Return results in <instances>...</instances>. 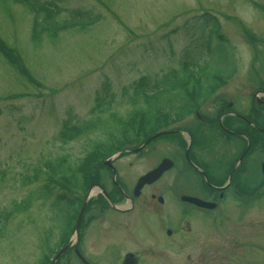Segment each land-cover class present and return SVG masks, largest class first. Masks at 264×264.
I'll return each instance as SVG.
<instances>
[{
	"label": "rangeland",
	"instance_id": "374dc122",
	"mask_svg": "<svg viewBox=\"0 0 264 264\" xmlns=\"http://www.w3.org/2000/svg\"><path fill=\"white\" fill-rule=\"evenodd\" d=\"M25 2L29 5L0 0V42L12 57L9 61L0 53V212L40 185L19 186L20 175L31 173L30 165L61 155L72 165L101 146L117 126L116 112L127 117L132 85L140 79L145 80L148 94H156L155 102L171 105L178 93L165 88V75L171 68L195 70L201 77L233 73L217 98L230 102L240 116L248 111L251 92L259 87L264 91V83L259 84L261 79L264 82V0H39L40 7L32 0ZM44 3L50 19L41 9ZM81 10L97 21L85 30L80 26L60 32L54 29V35L46 30L69 21L79 24L84 20L77 15ZM203 15L217 20L218 34L225 41L209 36V27L199 19ZM26 76H33L38 86L27 83ZM107 85L111 99L102 98ZM96 93L102 98V108L95 107ZM216 107L209 99L200 115L209 116ZM64 121L80 124L86 133L61 143L57 133ZM183 122L194 133L198 150L203 154L208 150L213 156L216 149L221 154L222 145L207 146L213 133L195 117L188 116ZM174 134L158 135L142 146L131 143L123 148L129 151L120 149L110 161L116 178L129 183L163 158L172 160L173 167L161 184L175 177L176 163L183 158L181 136ZM256 155L253 149L246 159L253 171L242 179V191L250 192L246 196L253 194L256 185H260L258 191L261 188V182L252 188L250 180L257 174L258 180L262 177ZM259 160L264 162V157ZM94 170V180L108 178L105 168ZM56 195L53 190L52 196ZM261 195L245 205L242 202V207L230 197L224 207L229 213L213 217L212 227L197 234L196 245L203 248L200 253L211 248L213 257L219 259L211 264H264ZM51 200L33 199L28 209L0 225V264H35L43 248L36 231L60 224L63 210L71 213L65 206L55 215ZM234 203L241 208H234ZM51 231L56 232L55 228Z\"/></svg>",
	"mask_w": 264,
	"mask_h": 264
},
{
	"label": "flooded vegetation",
	"instance_id": "af4514ba",
	"mask_svg": "<svg viewBox=\"0 0 264 264\" xmlns=\"http://www.w3.org/2000/svg\"><path fill=\"white\" fill-rule=\"evenodd\" d=\"M218 91L203 99L200 105L201 109L211 99L213 104H218L214 112L209 116H194L202 127L213 133L207 146L213 149L216 143L222 145L220 155L216 149L215 157L208 150V154H203L191 138L189 146L185 140L183 160L176 163L177 175L167 183L161 184L163 175L170 169L136 190L140 176L129 183L120 177L114 181L112 178L100 182L91 180L87 192L97 186L104 194L96 192L88 197L77 238L63 236L62 222L56 225L55 233L46 229L39 237L43 248L35 264H211L213 259L219 260L213 257L211 248L205 249L208 253H200L203 248H198L195 240L198 233L212 227L213 217L229 213L224 212V207L230 197L242 207V179L248 165L246 161L242 164L246 154L242 158L240 142L246 144L245 135L252 134L248 127L264 134V129L253 124L254 120L264 119V112L251 106L246 121L235 116L227 121L231 103L218 99ZM216 117L215 126L205 122H212ZM220 117L222 125L218 122ZM183 124L175 125L181 137L185 131L194 137L191 128ZM257 149L256 161L260 166L263 161L259 159L264 157V152ZM84 200L82 192L80 207ZM237 203L234 208L239 207ZM68 245L54 262L55 255Z\"/></svg>",
	"mask_w": 264,
	"mask_h": 264
},
{
	"label": "trees",
	"instance_id": "16d2710c",
	"mask_svg": "<svg viewBox=\"0 0 264 264\" xmlns=\"http://www.w3.org/2000/svg\"><path fill=\"white\" fill-rule=\"evenodd\" d=\"M21 1L29 5L25 0ZM32 1L35 4L38 3L40 7L39 0ZM41 9L44 12L45 18L50 19L52 15L49 13L48 4H42ZM77 15H80V19L84 20H80L79 24L76 21L71 22L76 24V26L79 25L81 29L97 21L96 16L90 17L87 11L81 10ZM207 16L208 15L200 16L201 18L199 19L203 22L204 26L209 27L211 31L209 36L213 35L218 40L225 41L224 38L218 34L217 20L214 18L210 19ZM67 23H70V21L59 25H53L51 29L45 28L49 33L54 35L52 32L54 29H58ZM2 45L3 44L0 42V53L11 61L10 59H12V57L8 56L7 49L2 47ZM193 72L197 73L196 77H194ZM167 75L165 88L169 91L178 92L174 104L166 105L155 102L153 99L156 94L147 93L145 80L140 79L137 81L132 85V95L129 99L130 109L128 114L130 117H123L116 112L119 116H117V126L104 138L102 146L96 145L72 165L66 162V156L64 155L54 160H42L41 163L49 169L50 174L39 172L36 166L30 165L27 170L31 173L20 175V187L30 186L38 182H40V185L30 191L20 202L13 201L10 203L8 209H2L0 212V225L3 227L11 216L28 209L33 199L45 201L50 198L52 199V204L55 206V215H58L59 211L63 210L62 207L69 206L71 208V213L66 214L63 210L60 216V220L64 226L63 236H65V238L68 237L72 232L74 219L80 208V189L86 188V181L94 179L97 176L94 170L97 166L93 168L91 165L96 162L98 163V167H100L99 165L105 157L128 146V144H130L128 140L133 141V143H138L148 139L159 131L167 129L171 122L187 116L194 109L195 105H199L203 99L212 96L219 88V85L222 84L220 79L229 76V74H205L201 77L197 71L186 68H182V70L170 69L165 76ZM159 82L160 80L154 84V88L158 86ZM111 94L108 85L103 87L102 98L109 97L111 99ZM102 98H100L98 93L95 94L94 103L96 108H102ZM139 102H141L142 105H140ZM230 120L229 118L227 119V121ZM215 121L214 119L212 123ZM255 123L264 128V121L257 120ZM84 132L80 124L77 125L73 124L71 121H64L61 125V129L57 133V138L61 143H66L78 138L80 135L84 134ZM249 139L251 144L248 154L252 152L256 144H259L260 148L264 149V142H261L259 136H249ZM53 190L57 192L55 197H51ZM50 229L52 230L54 227L50 226Z\"/></svg>",
	"mask_w": 264,
	"mask_h": 264
},
{
	"label": "water",
	"instance_id": "95a60500",
	"mask_svg": "<svg viewBox=\"0 0 264 264\" xmlns=\"http://www.w3.org/2000/svg\"><path fill=\"white\" fill-rule=\"evenodd\" d=\"M248 148V145L246 147V149ZM246 152V150H245ZM110 161V160H109ZM109 161H106V165H109ZM170 162L168 160H162L161 163L159 164V166H157L154 170L150 171L149 173H147L146 175L142 176L138 182L137 185L135 187V190L137 189V187L141 186L143 183H145L146 181H150L153 180L155 178H157L161 172L165 169H167L170 166ZM261 171L262 173H264V165H261ZM134 190V192H135ZM83 211V207L81 208V210L79 211V214L77 216V221H76V226H75V231L77 230L78 227V223H79V219H80V215L82 214Z\"/></svg>",
	"mask_w": 264,
	"mask_h": 264
}]
</instances>
